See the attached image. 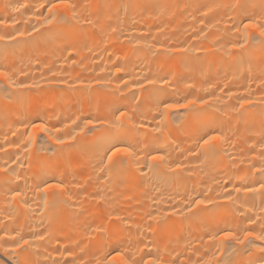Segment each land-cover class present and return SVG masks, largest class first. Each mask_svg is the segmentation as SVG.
I'll list each match as a JSON object with an SVG mask.
<instances>
[{"label": "bare ground", "instance_id": "obj_1", "mask_svg": "<svg viewBox=\"0 0 264 264\" xmlns=\"http://www.w3.org/2000/svg\"><path fill=\"white\" fill-rule=\"evenodd\" d=\"M46 2L0 0V20L7 21L0 25V34L26 33L23 38L0 41V68L7 69L16 84L37 85L20 89L0 80V167L15 170L10 175L0 173V235L16 231L27 236L42 223L52 235L39 255L25 253L19 259L51 264L44 257L62 259L65 248L73 254L82 248L90 259L126 243L129 227L132 235H140L136 232L140 226V248L146 259L151 255L161 264L173 260L179 264V259L206 258L205 251L213 254L216 249L209 247L208 239L213 232L237 226L259 232L264 225L259 208L246 211L240 201L225 204L223 198L245 176L262 179L253 173L252 165L264 163L259 155L264 151V104L259 103L264 94L260 87L264 46L256 43L233 53L230 43L242 35L233 24L239 25L244 16H264V0H74L79 6L77 19L69 18L64 25H45L43 19H35L34 14H47L46 8H40ZM34 26L39 31L33 32ZM176 47L189 51H164ZM145 77L156 81L147 88L159 100L183 103L185 98H196L209 103L175 110L161 136L153 131L159 114L149 102V92L132 87L134 80L145 83ZM97 78L106 83L96 85ZM161 78H167L168 84L162 86ZM117 86L123 91H117ZM134 94L145 100L138 110ZM241 99L257 103L241 108ZM113 109L136 111L133 120L125 121L123 131L97 125L87 135L77 136L80 144L63 151L47 136H39L30 152L23 150V125L29 121L43 119L50 127L64 129L69 118L77 116L111 120ZM140 123L145 127H139ZM213 131L226 138L214 156L199 146L200 137ZM117 142L133 145L137 156L105 180L109 174L100 172V156ZM157 149L163 150L169 166L143 175L140 166ZM176 164L181 168L176 169ZM6 180L27 201L13 202L11 212L5 204ZM43 180H63L71 197H64L68 203L45 209L36 192ZM98 188L108 192L109 203L100 206L90 198ZM189 196L215 202L190 214L184 207ZM241 199L246 204L255 199L258 204L260 198L251 193L241 194ZM174 208L180 213L159 226L145 215L151 209L164 215ZM109 212L126 222H107ZM249 217L254 224L249 225ZM101 224L103 232L88 228ZM261 247L259 240L243 246L229 241L221 259L231 264H264ZM15 258L0 249V264H12Z\"/></svg>", "mask_w": 264, "mask_h": 264}, {"label": "snow or ice", "instance_id": "obj_2", "mask_svg": "<svg viewBox=\"0 0 264 264\" xmlns=\"http://www.w3.org/2000/svg\"><path fill=\"white\" fill-rule=\"evenodd\" d=\"M21 7H27L26 5H21ZM78 5L74 2V0H47L46 3H41L40 8H46L47 14H34L36 20L43 19L45 25H64L67 24L69 18L77 19V9ZM241 11L243 13L244 9L241 6ZM207 14V13H205ZM231 19V18H229ZM88 24H91V20L85 21ZM17 22H13L15 24ZM26 23V22H25ZM7 24V21L0 20V25ZM11 27V25H9ZM233 28L238 33H241V39L235 40L230 43V49L235 52H242L246 47L250 48L252 45L259 43L261 46H264V16L262 17H249L244 16L239 25L233 24ZM39 31L35 26L33 27V32ZM113 32L116 31L115 28L112 29ZM231 31V29H229ZM26 35L24 31H16L15 36L11 34V32L5 34H0V41H11L17 38H23ZM139 43V40L137 41ZM165 52H187L189 49L187 48H169L165 49ZM161 53L158 51L156 55H160ZM117 72H120L121 69L119 67L116 68ZM55 76V73H53ZM0 80L9 82L11 81L9 86L17 87L20 89H31L37 87L35 84H25L19 83L16 84L15 81H12V78L5 68H0ZM162 86L168 84L167 78H161ZM81 83H83L81 81ZM106 83L105 81L97 78L95 80L96 85H103ZM124 87H128V82L126 80L121 81ZM156 83L155 80L148 79L145 77V83H140L137 80L132 82V87L134 89H143L146 92H149V102L153 103L157 109L159 114V120L156 121L157 127L153 129L156 133L161 136L165 134L167 131V119L168 117L178 109H193L197 105L203 107L208 104V100L196 98L188 99L185 98L184 102L181 103L179 100L175 102H169L165 100H159L157 96L153 95V90L147 88V85H154ZM91 87V85H89ZM260 87H264V82L261 83ZM117 91H123L119 86H117ZM159 91V90H155ZM223 91V89H221ZM5 96H7V92L5 90ZM231 96V93H229ZM10 98V97H9ZM133 99L137 101L135 109H139L140 106L145 103L144 99H141L140 96L133 95ZM257 101H253L251 99H241L240 107L244 108L245 105L254 106ZM259 103L264 104V94H262V98ZM161 105L163 106V111H160ZM112 119L106 120L101 117H93V116H77L75 119H71L70 124L65 123L64 129H69V131H64L60 127L52 126L50 127L43 119L39 122L29 121L25 123L23 126L25 128V139L21 142L23 145L24 152H30L32 145L37 141L39 136H47L49 140L52 141L53 144L60 146V150L63 151L65 147H75L77 144H80L81 141L77 139V136L87 135V130L91 128H95L97 125H108L112 128L120 129L123 131V125L125 121L133 120L136 111L133 110L131 113L121 109H113ZM139 127H145L143 123L139 124ZM16 135V133H13ZM170 135V133H169ZM155 139H159V136ZM226 142V138L221 134L213 131V134L208 135L205 133L200 137V148L204 150L205 153L212 154L213 156L216 154L217 149L220 148ZM21 144H16L15 147L20 148ZM261 148L264 149V145H261ZM260 159L264 162V151H261ZM137 156V149L131 145L124 142H117L111 144L108 148L104 149L102 155L99 160L100 172L108 173V176H105V180H110L111 173L118 172L122 167H124L129 160H132ZM127 158V159H125ZM19 160V157H17ZM174 163V161L170 162ZM169 162L167 157L163 154L162 149H157L155 154H152L146 157V163L142 164L139 168L143 175L154 174L161 167H168ZM144 168H147V173L144 172ZM181 165L176 164V169H180ZM14 169L10 170L9 167H0V173H4L5 175H10L11 172H14ZM252 171L255 174H258L262 179L255 180L249 176H245L241 178L240 184H233V190L227 192L224 196L225 204H237L240 201V206L245 207L246 211H253L256 208H259L260 213L262 214L260 219L264 220V163L261 164L260 167H256L252 165ZM225 183H228L226 181ZM5 189L4 195L6 197L5 204L9 206V211H13L10 206L13 202L24 203L27 201L23 199L24 193L20 190L12 188L11 185L6 180L4 182ZM111 190L109 189V192ZM36 192L41 195V198L44 201V208H55L57 203H68V199H71L68 196V189L63 180L59 181H48L43 180L39 184L36 185ZM256 193L259 195V203L257 204L255 199L250 204H246L241 199V194L247 196L248 194ZM67 196L68 199L64 197ZM91 199H95L97 204L102 206L104 204L109 203V195L108 192H105L104 189L98 188L97 191L90 194ZM214 200H209L207 198H199V197H188V201L185 204L186 213L190 214H198L201 210V206H207L209 204L214 203ZM179 209H173L172 211L166 212L164 215H160L156 213L154 209L149 210L145 213L147 219L149 221H155L157 225H162L171 215L179 214ZM116 220H120L121 223H125L126 221L119 217L118 215L113 214L112 212L108 213L107 222L114 223ZM249 225L254 224L255 221L249 217L248 220ZM148 229L151 230L152 225H147ZM88 228L91 231L103 232L104 227L103 224L97 226L96 228H92L91 225H88ZM130 234L127 238L126 243L122 244L118 247H111L106 251H101L98 256H93L92 258H86V251L84 249H80L78 254H73L67 248L64 251V258L56 259L51 256H45V261H51V264H161L160 261L151 257L145 258L142 254V250L140 245L143 243L142 239V231L141 227H136V232L140 233V235H132V228L129 227L127 229ZM210 241L209 247H214L216 249L213 254L209 255L207 251H205V257L201 258L199 261L192 260L191 257L187 259H179V264H231V262H226L221 259V257L225 254V245L229 241H235L238 245H245V243L249 240H259L262 242L261 251H264V225H262L259 232L251 230L248 227L239 228H225L220 230L219 232H213L209 237ZM52 240V235L49 230L44 227L43 223L40 228L31 231L27 236L21 235L20 233L13 231L11 233L4 232L0 235V249L3 250L5 254H7L10 258L16 257L12 264H34L33 261L29 259L21 260L20 256H23L25 253H30L31 255H39L40 248L44 247L47 243ZM59 243V241H57ZM218 242V243H217ZM77 248L80 247L79 244L75 245ZM228 247L232 248V251H236L235 247L232 245H228ZM172 264H176V260L172 261Z\"/></svg>", "mask_w": 264, "mask_h": 264}]
</instances>
